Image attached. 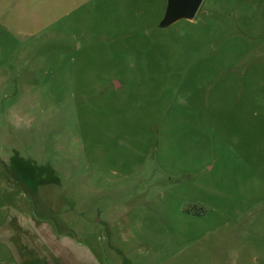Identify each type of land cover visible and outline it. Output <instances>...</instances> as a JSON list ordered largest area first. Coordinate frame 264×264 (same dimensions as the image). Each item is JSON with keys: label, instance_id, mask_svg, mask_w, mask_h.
<instances>
[{"label": "rangeland", "instance_id": "obj_1", "mask_svg": "<svg viewBox=\"0 0 264 264\" xmlns=\"http://www.w3.org/2000/svg\"><path fill=\"white\" fill-rule=\"evenodd\" d=\"M0 0V264H264V0Z\"/></svg>", "mask_w": 264, "mask_h": 264}, {"label": "water", "instance_id": "obj_2", "mask_svg": "<svg viewBox=\"0 0 264 264\" xmlns=\"http://www.w3.org/2000/svg\"><path fill=\"white\" fill-rule=\"evenodd\" d=\"M203 0H167L165 14L160 27H168L181 19H193Z\"/></svg>", "mask_w": 264, "mask_h": 264}]
</instances>
